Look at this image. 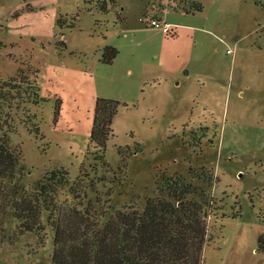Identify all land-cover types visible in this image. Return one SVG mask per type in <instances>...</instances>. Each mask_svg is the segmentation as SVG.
Here are the masks:
<instances>
[{
  "label": "rangeland",
  "instance_id": "1",
  "mask_svg": "<svg viewBox=\"0 0 264 264\" xmlns=\"http://www.w3.org/2000/svg\"><path fill=\"white\" fill-rule=\"evenodd\" d=\"M36 76L38 96L10 90L5 107L27 188L64 169L82 207L142 210L180 173L211 196L203 264H264V0H0V87L29 92ZM97 97L125 104L102 159L89 143ZM41 223L18 234L8 218L0 264H52L46 212Z\"/></svg>",
  "mask_w": 264,
  "mask_h": 264
},
{
  "label": "trees",
  "instance_id": "2",
  "mask_svg": "<svg viewBox=\"0 0 264 264\" xmlns=\"http://www.w3.org/2000/svg\"><path fill=\"white\" fill-rule=\"evenodd\" d=\"M100 3L99 9L107 11V3ZM189 6L186 11L202 9L198 2H190ZM116 54L113 46L106 45L102 61L111 63ZM20 73L17 77L22 79ZM34 78L27 83L29 92L9 83L0 87V247L8 218L18 221V234L39 233L45 230L41 217L46 212L53 234L52 264H203L211 196L204 186L193 184L183 174L159 178L157 194L146 197L142 210L112 206L107 208L108 213L96 211L90 201L82 207L83 203L74 201L75 196L70 198L75 189L64 169L45 174L31 189L23 184L21 153L11 145L12 118L5 107H12L10 90L36 98L39 87L35 85L37 76ZM120 105L125 104L111 98L95 99L89 143L101 159L107 141L114 135L112 122ZM59 108L57 100L55 117ZM188 174L207 186L212 182L207 169L189 167ZM64 188L66 195L62 197Z\"/></svg>",
  "mask_w": 264,
  "mask_h": 264
},
{
  "label": "built area",
  "instance_id": "3",
  "mask_svg": "<svg viewBox=\"0 0 264 264\" xmlns=\"http://www.w3.org/2000/svg\"><path fill=\"white\" fill-rule=\"evenodd\" d=\"M150 24L151 25H154V26H162V24L161 23H159L158 21H156V20H154V19H152V20H150ZM165 29V28H164ZM228 52H229V50H228Z\"/></svg>",
  "mask_w": 264,
  "mask_h": 264
}]
</instances>
